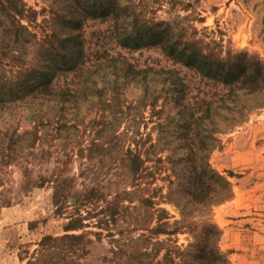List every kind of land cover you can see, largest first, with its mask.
<instances>
[{"label":"trees","instance_id":"trees-1","mask_svg":"<svg viewBox=\"0 0 264 264\" xmlns=\"http://www.w3.org/2000/svg\"><path fill=\"white\" fill-rule=\"evenodd\" d=\"M150 2L153 0H54L50 15L43 19L44 36L36 41L30 24L23 23L25 18L34 21L36 11L25 0H0V37L13 38L8 44L0 38V58L12 51L13 59L19 61L13 77L0 71V182L4 181L7 166L15 162L40 163L43 156L38 152L44 150L40 146L45 139L73 141L86 124V116L96 109L105 118L104 128L96 132L103 141L91 144L99 145L111 156L114 148L121 149L120 142L127 135L116 128L118 121L128 117L140 122L144 110L149 109L158 128V143L151 146H160L159 152L169 151L156 158L169 163V190L159 194L160 202L154 194L139 196L142 204L154 208L156 225L148 226L149 234H174L185 227L194 230L197 225L190 222L192 213L210 212L216 195L217 201L231 196V183L213 168L210 153L218 144L217 132L242 121L245 110L252 105L264 104V62L246 52L228 50L223 55L222 50L209 47L210 43L202 38L189 37L179 20H158L148 15ZM88 20L108 22L105 29L91 35L95 42L86 37ZM35 43L39 47L29 57ZM117 48L130 52L155 49L168 64H140L134 57L112 52ZM186 70L200 80H189ZM201 81L202 93L189 98L192 83ZM177 150L184 152L176 154ZM119 158L133 189L117 191L115 198H107L104 207L94 210L106 222L121 215L114 199L123 197L133 202L131 196L139 190L135 187L148 173L147 159L140 150L121 149ZM46 182L53 187L54 212L64 215L72 178L62 172L50 176L40 173L27 185L43 186ZM100 191L94 186L89 193L95 196ZM173 193H178V198ZM207 199L214 202L208 203ZM2 201L10 203V199ZM161 202L180 206L182 218L177 227L169 228V211L156 206ZM122 208L129 211L136 205L123 202ZM67 219L66 231L83 227L86 218L72 214ZM201 232L206 239L216 240L219 228L205 221ZM145 236L150 239L148 234ZM84 241L83 234L44 235L28 264H87L79 260L77 253L84 248L80 247ZM159 243L156 240L153 245ZM195 246L191 243L187 250L191 252ZM217 254L224 263L222 253L217 250ZM195 255V262L190 264H216V244L204 242Z\"/></svg>","mask_w":264,"mask_h":264},{"label":"rangeland","instance_id":"rangeland-1","mask_svg":"<svg viewBox=\"0 0 264 264\" xmlns=\"http://www.w3.org/2000/svg\"><path fill=\"white\" fill-rule=\"evenodd\" d=\"M53 1L25 0L27 6L36 12L32 17L34 21L25 18L23 23L30 24V29L37 35L36 41L44 36L46 23L43 19L50 15ZM147 14L158 20H179L189 37L202 38L210 43L209 47L222 50L223 55L228 50L246 52L247 55L259 56L264 62V0H153L148 5ZM107 26L108 22L88 20L86 37L90 38L94 32ZM1 39L6 44L13 43L9 35ZM90 39L95 42L94 37ZM37 47V43L32 46L29 57ZM118 51L134 57V61L140 64L152 61L168 64L167 59L155 49L136 52L119 48L112 50ZM12 55L13 52L8 51L0 58V71L11 77L19 70V61ZM186 73L189 80H200L194 72L186 70ZM192 85L194 89L189 98L202 93L204 82ZM245 112L242 121L216 133L218 144L209 158L213 168L230 181L231 196L217 201L216 195V204L210 212L191 214L190 222L197 225L194 230L185 227L174 234H149L148 226L156 225L154 208L142 204L139 199L141 195L148 197L154 194V199L160 202L159 194L169 190V163L156 160L157 156H164L169 151L159 152L160 146H151L158 143V128L149 109L144 110L145 117L140 122L127 117L116 125V128L120 127L119 132H127L126 139L120 142L122 152L126 148L140 150L147 159L148 173L135 187L139 190L131 196L133 202L123 200V197L114 199L119 204L121 215L117 214L108 222L94 212L105 206L107 198H115L117 191L131 190L133 186L120 164L119 146L113 149L111 156H115L111 157L107 150L91 144L92 141H103L96 133L104 128L105 118L100 116L101 110L96 109L86 116V124L80 125L81 130L73 141L45 139L40 146L44 150L38 152L43 156L40 163L15 162L7 166L4 181L0 182V264H28L44 235L65 233L84 235L85 241L80 245L84 248L78 249L77 253H80L79 260L87 264H156L158 261V264H190L195 262V253L204 242L216 244V264H264V104L252 105ZM90 146H93L91 151L88 149ZM182 152L177 150L175 153ZM54 172H62L72 178L69 207L61 216L54 212L50 182L43 186L27 185L30 178H36L40 173L50 176ZM94 186L101 188L100 195H90ZM178 193H173V196L178 198ZM3 198L10 199V203L3 204ZM213 200L207 199L206 202L212 203ZM179 201L184 202L182 197ZM123 202L136 205V208L123 210ZM156 206L169 211L170 229L179 225L182 218L180 206L173 202H161ZM72 214L85 217L84 226L66 231L64 223ZM205 221L218 226L216 240L212 237L206 239L207 235L201 232ZM144 234H148L150 239L147 240ZM156 240L160 243L153 245ZM194 242L196 246L188 251ZM174 246L178 248L174 249ZM217 250L222 253L224 263L218 258Z\"/></svg>","mask_w":264,"mask_h":264}]
</instances>
